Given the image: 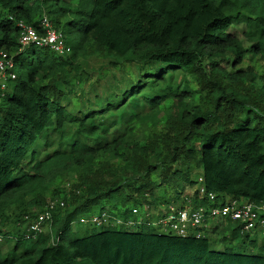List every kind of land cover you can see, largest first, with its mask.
I'll return each mask as SVG.
<instances>
[{
    "label": "trees",
    "instance_id": "1",
    "mask_svg": "<svg viewBox=\"0 0 264 264\" xmlns=\"http://www.w3.org/2000/svg\"><path fill=\"white\" fill-rule=\"evenodd\" d=\"M42 15L69 54L18 51L16 23L36 30ZM0 52L15 75L0 82V264H264V229L255 246L229 220L200 238L122 225L176 202L191 170L203 191L192 207L264 204V0H0ZM88 58L137 65L147 95L136 98V82L114 105L67 111L64 89L85 78ZM107 111L116 118L101 122ZM55 199L63 207L50 209L47 231L25 237L22 218ZM103 212L121 224L79 221ZM75 221L90 227L81 237L69 236ZM244 244L255 252L239 253Z\"/></svg>",
    "mask_w": 264,
    "mask_h": 264
},
{
    "label": "built area",
    "instance_id": "2",
    "mask_svg": "<svg viewBox=\"0 0 264 264\" xmlns=\"http://www.w3.org/2000/svg\"><path fill=\"white\" fill-rule=\"evenodd\" d=\"M16 27L19 30L17 39L18 51L32 46L36 49L47 48L58 56H65L70 52L69 47L65 44L60 33L52 27V24L45 15L40 17L36 30L31 25L21 21L16 23ZM14 77L11 56L0 52V82L2 83L7 79L13 80ZM1 91H5L2 84H0ZM0 96H2V93H0ZM202 195L203 191L200 188L198 190V196ZM206 198L207 200H212L213 195L207 194ZM184 201L188 202V205L176 211L172 210L169 206H161L158 208L159 215L153 216L152 220L148 219L145 213L141 220L135 223H123L122 225L124 227H130L134 224L136 226L143 225L156 229L161 233H170L180 237L193 236L194 238L203 237L210 225H213L217 220L237 222L240 225L241 233H252L253 231L264 229V204L255 205L241 200L237 201L227 198L221 206L205 208L202 206L192 207L190 205L191 201L188 198H184ZM56 205L59 208L63 207L60 200L53 201L48 203L43 211L36 214L32 218L33 220H29L27 216H24L22 218L25 222L24 236H29L31 239H34L38 234L45 233L49 221V211ZM79 221L96 227H106L107 225L113 227L121 224L118 220L111 221L105 212L101 213L98 217L91 216L86 220L81 219ZM52 242L53 240L50 238V243Z\"/></svg>",
    "mask_w": 264,
    "mask_h": 264
},
{
    "label": "rangeland",
    "instance_id": "3",
    "mask_svg": "<svg viewBox=\"0 0 264 264\" xmlns=\"http://www.w3.org/2000/svg\"><path fill=\"white\" fill-rule=\"evenodd\" d=\"M74 2V0H71ZM229 33L233 34L236 37H241V33L243 31V28L241 25H236L233 27H230L228 29ZM80 69L85 73V78L82 77L81 79H76L75 82H72L71 86L68 87L65 90H68L69 88L73 91V98L71 99L72 95L69 94L67 99L62 102V105L66 108L67 111L71 113H76L77 110H84L85 108H91L93 110L95 109H104L105 101L107 103H110L112 105L116 104L119 101V95L124 91L129 89L130 84L134 83H140L145 84L144 89L136 96V98H141L147 95V89L148 84H150V80L147 82L140 79V73H142V70L135 64H129L122 68H113L112 64L108 59H101V58H88L86 60H80ZM154 67H151V73L153 72L152 69ZM173 78V77H172ZM166 79L170 80L171 76L169 74L166 75ZM175 82L178 83L180 80V74H178L175 78ZM115 93V95H114ZM75 101L73 104L72 101ZM86 104V105H85ZM139 111L145 112L146 107L143 105L141 99H139ZM144 106V108L142 107ZM87 106V107H86ZM118 115V113H115ZM101 120V122L108 123L115 119V115L110 113V111L104 112V114L98 116ZM123 123V122H121ZM36 151H38V148H35ZM46 152L40 153L39 157H42L45 155ZM189 180L193 182V185L189 186L187 184H183V190L180 192L179 199L176 202H172L169 204V207L172 208V210H178L183 206H187L188 202L182 203L181 198L184 200V198H189L192 196V193L194 191L200 190L201 188V179H200V173L198 170H191L189 175ZM66 184V183H65ZM65 184H61L64 186ZM200 192V191H199ZM157 194L160 196H164L166 193L162 192V189L159 188L157 191ZM201 194V193H200ZM167 195V194H166ZM173 193L170 191L168 197L172 196ZM60 199H56V201H59ZM105 208L103 210L109 211L111 210V204H104ZM161 206H158L156 208H147L146 210V216L148 219L152 220L153 216H158L159 211L158 208ZM98 208H93L92 212L97 213ZM212 225H210L211 227ZM209 227V228H210ZM90 229L87 225H81L78 224L77 221L73 222V224L70 227V237H81L85 234V232ZM1 231H7L8 227L0 228ZM4 233V232H1ZM262 238V234L260 231L252 232L249 235L248 240L254 239L255 246L258 245ZM3 239V237L0 235V242ZM211 239V238H210ZM210 244L212 243V240H209ZM239 243V240L234 241L231 245L236 246ZM9 245H3L0 246V250L4 252ZM215 248H219V246H215ZM239 253H254L255 248H250L248 245L244 244L241 249H237Z\"/></svg>",
    "mask_w": 264,
    "mask_h": 264
},
{
    "label": "clouds",
    "instance_id": "4",
    "mask_svg": "<svg viewBox=\"0 0 264 264\" xmlns=\"http://www.w3.org/2000/svg\"><path fill=\"white\" fill-rule=\"evenodd\" d=\"M53 201H56V199H55V200H53ZM53 201H50V202H53ZM50 202H48V203H50Z\"/></svg>",
    "mask_w": 264,
    "mask_h": 264
}]
</instances>
